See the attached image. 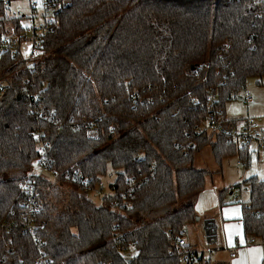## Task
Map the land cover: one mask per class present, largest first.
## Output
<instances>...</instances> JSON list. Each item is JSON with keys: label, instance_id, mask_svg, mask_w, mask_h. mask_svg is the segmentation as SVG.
<instances>
[{"label": "trees", "instance_id": "1", "mask_svg": "<svg viewBox=\"0 0 264 264\" xmlns=\"http://www.w3.org/2000/svg\"><path fill=\"white\" fill-rule=\"evenodd\" d=\"M55 1L56 9L45 3L53 29L41 34L35 71L0 56V219L19 218L23 185L33 182L47 224L34 234L0 227V264H37L40 251L57 264H211L175 237L197 220V197L214 175L194 166L196 154L207 145L219 163L243 154L201 126L210 91L230 126L226 103L249 78L263 82L264 0ZM8 4L0 0V36L27 29L6 16ZM35 107L54 113L62 129ZM85 121L99 139L87 137ZM35 130L47 131L56 181L31 174ZM110 168L112 193L97 203L90 195ZM76 169L95 189L88 196ZM242 186L252 207L243 204L245 232L264 241V178L221 190V204Z\"/></svg>", "mask_w": 264, "mask_h": 264}, {"label": "built area", "instance_id": "2", "mask_svg": "<svg viewBox=\"0 0 264 264\" xmlns=\"http://www.w3.org/2000/svg\"><path fill=\"white\" fill-rule=\"evenodd\" d=\"M9 3L10 0H5ZM49 4L51 9H56L55 0H45ZM57 8L56 11H58ZM26 30L21 32L11 31L6 35L0 36V56L10 55L14 58H18L22 61L32 65V71H35V64L38 62V57L42 53V39L41 34L44 31L53 29V26L47 22H43L40 27H26ZM5 93V85L3 81H0V98ZM35 101V97H32ZM245 100L250 103L254 97L250 91H247L244 95ZM195 100V99H192ZM217 94L215 91H210L207 95V110L206 118L201 126V129L212 134L225 135L229 142H237L241 148L251 149L254 142H258L260 146L264 147V124L255 120L252 117H244L235 120V124L225 126L221 121L220 108L217 104ZM33 112L36 117L48 120L53 123L57 130L62 129V124L59 119L56 118L54 113L46 112L42 108L35 107ZM84 126L86 128L87 137L92 140L100 138V130L90 122L85 121ZM209 133V134H210ZM34 137L38 140L37 153L38 161L36 166L31 170V174L37 177H44L56 181L58 179L57 172L50 167V140L47 137V131L35 130L33 132ZM74 177L82 183L81 189L84 190L86 196H88L93 190L90 183L85 180L79 171L75 170ZM100 182L99 185H102ZM243 187L249 189L248 186H242L236 188V193L233 195L234 202H241L246 205L248 210L252 207L248 203V199L243 196ZM23 189L26 191L24 198L20 201L19 218L14 219H0V227L4 226L9 229L17 227L20 224V230L22 234H34L38 230H43L46 227V220L41 217L42 207L37 197L34 183L29 182L23 185ZM130 200H125L121 203V207H128ZM255 214L258 215L259 211L256 210ZM205 232L207 238V249L208 253H212L215 250V246L218 244L217 236V225L213 220L205 221ZM175 240L179 247L183 248L188 245L185 233L178 234ZM251 242L255 241V238L250 239ZM235 256V253L231 254ZM188 254H184V263ZM37 264H57L54 259L44 252L40 251L38 258L36 259Z\"/></svg>", "mask_w": 264, "mask_h": 264}, {"label": "crops", "instance_id": "3", "mask_svg": "<svg viewBox=\"0 0 264 264\" xmlns=\"http://www.w3.org/2000/svg\"><path fill=\"white\" fill-rule=\"evenodd\" d=\"M247 91L249 90L246 88L243 94L245 95ZM257 101L259 99L256 100L254 97L249 105ZM253 112L260 114L255 109ZM249 117L252 116L249 115ZM225 118L235 124V120L244 117L227 115L225 107ZM232 156L237 157L235 164L227 159L229 156L224 158L221 163L215 159L214 175L207 180L205 188L195 203L199 218L189 223L184 230L188 241L187 246L203 252L211 264H264V241L259 237H250L246 234L244 205L232 200L236 193L235 188L228 193H223V204H221L219 196L221 190L230 188L252 175L264 178V147L260 146L258 142H254L253 147L244 149L242 155ZM243 165L247 170L239 168ZM206 220H213L217 225L218 244L212 253L206 251ZM251 238H255V241L251 242ZM232 253H235V256H232Z\"/></svg>", "mask_w": 264, "mask_h": 264}, {"label": "rangeland", "instance_id": "4", "mask_svg": "<svg viewBox=\"0 0 264 264\" xmlns=\"http://www.w3.org/2000/svg\"><path fill=\"white\" fill-rule=\"evenodd\" d=\"M45 3V0H10L6 11V16L20 17L21 24L24 27H40L41 24L44 22L43 15L45 11ZM12 28L9 27V29ZM11 31L14 30L12 29ZM257 81V77L249 78L247 83V89L252 93L253 97H256V100L259 99V101L249 105V103L245 101L244 98H233L226 103L227 115L231 117H247L250 115L252 116V118L255 117V120L264 124V78L263 82L260 84H258ZM245 91L246 89L242 91L240 96H244L243 93ZM254 109L260 114H255L253 112ZM207 133L209 134L210 132ZM210 135L213 136L212 133H210ZM227 159L231 160V162L235 164L237 157L229 156ZM194 166L197 168H207L211 171L215 170L216 162L210 145H207L196 154ZM239 168L247 170L244 165ZM115 177L116 171L110 168L107 175L102 178L104 188H102V190L98 188L96 191H93L90 195L91 199L95 200L98 203L100 201V195H102L103 193H112L111 183L115 180ZM242 192L244 198L249 199V189L243 187ZM180 204H183V202H180Z\"/></svg>", "mask_w": 264, "mask_h": 264}, {"label": "water", "instance_id": "5", "mask_svg": "<svg viewBox=\"0 0 264 264\" xmlns=\"http://www.w3.org/2000/svg\"><path fill=\"white\" fill-rule=\"evenodd\" d=\"M239 98L242 99V96H240ZM198 218H199V217H197V219H198Z\"/></svg>", "mask_w": 264, "mask_h": 264}]
</instances>
